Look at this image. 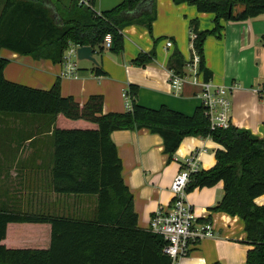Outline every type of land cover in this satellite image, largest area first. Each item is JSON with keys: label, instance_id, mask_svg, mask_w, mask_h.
<instances>
[{"label": "trees", "instance_id": "1", "mask_svg": "<svg viewBox=\"0 0 264 264\" xmlns=\"http://www.w3.org/2000/svg\"><path fill=\"white\" fill-rule=\"evenodd\" d=\"M87 1L85 5L71 0L64 7L58 0H0V51L61 64L69 45L102 52L103 39L110 34L109 51L117 54L123 49L124 28L138 24L151 32L154 0H122L100 13L93 9L94 0ZM174 1L214 15L210 31H199L195 20L189 23L205 79L210 75L204 66L203 45L207 36L220 37L219 22L245 21L264 13V0ZM151 56L140 54L134 63L144 66ZM8 63L0 57V114L48 118L53 126L51 192L63 197L91 196L96 203L91 219L0 212V264H171L162 253L163 239L137 225L133 198L121 176L122 162L110 140L113 131L139 129L162 138L169 160L186 137L209 138L221 147L214 152V167L191 174L186 193L222 182L223 197L211 210L242 221L244 243L251 247L245 264H264V205L254 202L264 194V138L233 126L211 131L201 106L191 116L165 106L145 108L136 103L134 85L128 88L131 108L127 112L104 114L101 96H90L79 105L72 97L61 96L58 80L46 91L7 81L3 72ZM168 64L169 70L182 74L179 53L174 52ZM95 73L105 74L99 68ZM74 123L88 126H69ZM8 225L48 226L47 247L43 243L34 248L5 247Z\"/></svg>", "mask_w": 264, "mask_h": 264}, {"label": "crops", "instance_id": "2", "mask_svg": "<svg viewBox=\"0 0 264 264\" xmlns=\"http://www.w3.org/2000/svg\"><path fill=\"white\" fill-rule=\"evenodd\" d=\"M58 1L66 7L71 0ZM121 2L94 0L93 9L97 13L109 11ZM154 9L150 33L138 24L121 31L120 53L92 49L96 63L88 60L77 63L74 59L77 79L62 76V64L37 61L2 49L0 57L9 61L4 78L44 91L58 80L61 96L72 97L79 105L85 104L90 96H101L104 114L127 112L123 94L134 85L139 105L149 109L165 106L191 116L200 107L199 88L188 83L178 95L172 94L168 62L174 52L179 53L184 64L189 60L190 21H197L199 31H210L214 15L200 14L195 6L174 0H154ZM219 24L220 37L210 35L204 41V66L210 76L205 79L200 71V80L228 88L231 126L264 138V13L245 21H220ZM166 41L171 42L168 49ZM140 54L153 57L144 66H138L134 61ZM96 68L105 74H96ZM52 129L45 117L0 114V212L91 219L95 197H63L50 190ZM110 140L122 162L121 176L133 198L137 225L147 231L152 215L159 209L166 211L172 203L170 186L180 171V164L195 153L199 170H209L216 163L215 150L221 149L209 138L186 137L169 160L162 138L147 129L113 131ZM222 197V182L213 187L195 188L186 194L197 222L212 224L214 236L196 243L176 264H245L251 247L244 243L242 221L237 216L211 210ZM254 202L264 205V194ZM48 240L46 225H8L3 244L11 249L42 247V243L47 247Z\"/></svg>", "mask_w": 264, "mask_h": 264}, {"label": "built area", "instance_id": "3", "mask_svg": "<svg viewBox=\"0 0 264 264\" xmlns=\"http://www.w3.org/2000/svg\"><path fill=\"white\" fill-rule=\"evenodd\" d=\"M80 4H88L87 0H78ZM195 34L190 32L191 55L183 67L181 75L175 74L173 71L168 72L169 85L172 94L178 95L185 84H191L199 88L197 97L200 100V106L204 109V115L208 119L210 130L228 129L230 125V101L229 90L224 86H214L209 82L200 80V56L193 46ZM112 45V37L107 34L102 42L104 49H110ZM171 47V42L166 41L165 48ZM78 47L69 45L65 50L62 58V76L77 79L76 66V49ZM123 97L126 101V108H131L130 97L128 93H124ZM199 171L196 161V154L192 153L185 162L180 164V171L175 176L170 191L173 200L165 211L157 210L151 217L148 231L163 239L165 245L162 253L170 258L171 264L186 257L192 247L203 239L214 236L212 224L198 223L193 207L186 200V189L190 182L191 174Z\"/></svg>", "mask_w": 264, "mask_h": 264}, {"label": "water", "instance_id": "4", "mask_svg": "<svg viewBox=\"0 0 264 264\" xmlns=\"http://www.w3.org/2000/svg\"><path fill=\"white\" fill-rule=\"evenodd\" d=\"M93 50L91 47H78L76 49V57L78 60H88L92 63H96L95 59L92 57Z\"/></svg>", "mask_w": 264, "mask_h": 264}, {"label": "rangeland", "instance_id": "5", "mask_svg": "<svg viewBox=\"0 0 264 264\" xmlns=\"http://www.w3.org/2000/svg\"><path fill=\"white\" fill-rule=\"evenodd\" d=\"M0 9H1V3H0ZM200 14H202V13H200ZM75 61L77 62V63H79V60H77V59H75ZM38 117H41V116H38ZM51 190V189H50ZM71 219V218H70ZM72 219H75V218H72ZM86 219H89V218H86Z\"/></svg>", "mask_w": 264, "mask_h": 264}]
</instances>
